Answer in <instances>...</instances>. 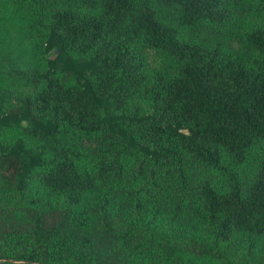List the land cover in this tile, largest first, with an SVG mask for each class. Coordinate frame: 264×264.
Here are the masks:
<instances>
[{
    "label": "trees",
    "instance_id": "1",
    "mask_svg": "<svg viewBox=\"0 0 264 264\" xmlns=\"http://www.w3.org/2000/svg\"><path fill=\"white\" fill-rule=\"evenodd\" d=\"M0 264H264V0H0Z\"/></svg>",
    "mask_w": 264,
    "mask_h": 264
}]
</instances>
